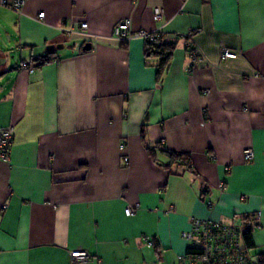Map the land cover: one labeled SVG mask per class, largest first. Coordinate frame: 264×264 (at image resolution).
Listing matches in <instances>:
<instances>
[{
  "label": "crops",
  "instance_id": "crops-1",
  "mask_svg": "<svg viewBox=\"0 0 264 264\" xmlns=\"http://www.w3.org/2000/svg\"><path fill=\"white\" fill-rule=\"evenodd\" d=\"M122 19L177 41L162 75L143 38L114 37ZM0 52L6 65L16 54L0 75V128H13L0 264H71L77 249L93 256L78 264H170L193 218L244 227L251 214L264 254V0H27L0 7ZM44 56L56 60L19 68ZM162 149L190 154L196 173H171Z\"/></svg>",
  "mask_w": 264,
  "mask_h": 264
},
{
  "label": "built area",
  "instance_id": "built-area-1",
  "mask_svg": "<svg viewBox=\"0 0 264 264\" xmlns=\"http://www.w3.org/2000/svg\"><path fill=\"white\" fill-rule=\"evenodd\" d=\"M26 1L0 0V7L21 13ZM44 15V12H41L39 18H43ZM153 17L156 21L161 20L163 18V9L156 7ZM87 30L88 23L82 21L79 27L66 29L65 31L75 34ZM113 34L115 38L123 42H128L136 37L143 38L145 42H154L160 35H163L159 31H135L129 19L119 20L115 24ZM187 45L192 68L202 61V57L199 49L193 43V38L187 41ZM221 57L223 59H232L236 58L237 54L228 48H223L221 50ZM20 69L34 71L35 68L29 67L27 62L23 61L20 64ZM12 143L13 128H0V155L2 158H9ZM244 159L247 162H252L255 159V154L251 147L244 150ZM137 207L136 205L128 206L125 210L126 215L132 216ZM254 218L258 220L259 214H256ZM182 238L189 242V250L184 255L178 257V264H258L257 255L252 254V250L246 247L239 226L221 221L193 218L190 230L183 232ZM70 257L71 264H78L87 263L93 256L87 250L77 249L71 251Z\"/></svg>",
  "mask_w": 264,
  "mask_h": 264
},
{
  "label": "trees",
  "instance_id": "trees-1",
  "mask_svg": "<svg viewBox=\"0 0 264 264\" xmlns=\"http://www.w3.org/2000/svg\"><path fill=\"white\" fill-rule=\"evenodd\" d=\"M195 36V33L192 32L189 35H187L186 39L187 41L190 38H193ZM177 47V41L174 40H167L164 35H160L159 38H157L154 42L147 41L146 42V54L147 56H158L160 58V65H159V75H162L164 69L168 66L169 62L172 59L173 53L175 48ZM189 50V48H188ZM56 60L53 56H44V57H36L31 62L27 63L29 67L34 65L35 68H39L45 64L54 62ZM20 68V66H19ZM3 72L0 71V75ZM142 136L144 138V131L142 133ZM164 150V149H162ZM149 153L153 156L154 150L152 148H148ZM169 157H170V163L166 165V168L170 170L172 173H176L177 171L173 170V168H180L184 167L188 171H193L196 173L192 158L190 154L185 153H178L173 151L164 150ZM255 214L246 215L242 217V221L244 223V227H240L243 235V240L247 248L253 249L255 247V242L253 238V230L255 227H257L255 218ZM189 248H187L188 252ZM258 264H264V254L257 255Z\"/></svg>",
  "mask_w": 264,
  "mask_h": 264
},
{
  "label": "rangeland",
  "instance_id": "rangeland-1",
  "mask_svg": "<svg viewBox=\"0 0 264 264\" xmlns=\"http://www.w3.org/2000/svg\"><path fill=\"white\" fill-rule=\"evenodd\" d=\"M15 52V51H14ZM14 52H10V54H9V56H8V65H5V66H3V67H1L0 68V71L1 70H3V69H5L6 67L8 68V67H11V66H13L14 64H15V56H16V54L14 53ZM4 53L2 52H0V55H3ZM3 57H5V56H3ZM252 254H254L253 252H252ZM164 259L161 261L160 259H158L157 258V260L155 261V263L156 264H166L165 262V256L163 257ZM170 264H178V260H171V263Z\"/></svg>",
  "mask_w": 264,
  "mask_h": 264
},
{
  "label": "water",
  "instance_id": "water-1",
  "mask_svg": "<svg viewBox=\"0 0 264 264\" xmlns=\"http://www.w3.org/2000/svg\"><path fill=\"white\" fill-rule=\"evenodd\" d=\"M91 48V44H87L85 47H84V50H89ZM7 63V58L6 57H3V56H0V68L5 66Z\"/></svg>",
  "mask_w": 264,
  "mask_h": 264
}]
</instances>
